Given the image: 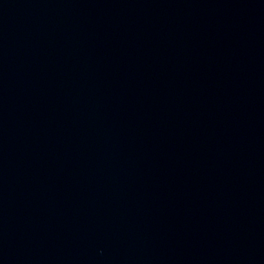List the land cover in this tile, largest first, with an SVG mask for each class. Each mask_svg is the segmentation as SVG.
Listing matches in <instances>:
<instances>
[{
	"label": "water",
	"instance_id": "obj_1",
	"mask_svg": "<svg viewBox=\"0 0 264 264\" xmlns=\"http://www.w3.org/2000/svg\"><path fill=\"white\" fill-rule=\"evenodd\" d=\"M215 0H0V264H86Z\"/></svg>",
	"mask_w": 264,
	"mask_h": 264
}]
</instances>
